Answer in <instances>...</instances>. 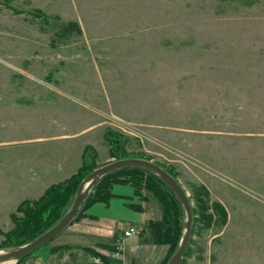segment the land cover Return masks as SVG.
I'll list each match as a JSON object with an SVG mask.
<instances>
[{"label": "rangeland", "instance_id": "1", "mask_svg": "<svg viewBox=\"0 0 264 264\" xmlns=\"http://www.w3.org/2000/svg\"><path fill=\"white\" fill-rule=\"evenodd\" d=\"M69 22L82 33L61 36ZM108 130L174 168L193 207L188 182L226 209L185 264H264V0H0V249L87 145L97 167L117 160ZM65 254L45 264H78Z\"/></svg>", "mask_w": 264, "mask_h": 264}, {"label": "trees", "instance_id": "2", "mask_svg": "<svg viewBox=\"0 0 264 264\" xmlns=\"http://www.w3.org/2000/svg\"><path fill=\"white\" fill-rule=\"evenodd\" d=\"M77 31L82 33V28L78 22H69L61 29V36L69 37L71 33ZM105 139L110 148V158L122 159L128 157H143L128 154L127 137L108 130L105 133ZM97 154H92L91 147L87 145L83 151V163L70 177L52 184L45 193L38 199H25L20 207L22 216L13 215L16 229L11 233L16 234L15 239L10 245L1 247V249L13 248L24 245L33 241L53 226H55L61 218L71 208L75 196L78 192L82 181L96 168ZM149 159V158H147ZM150 160V159H149ZM164 167L169 173L178 178V173L174 168ZM117 184L131 185L135 188V193L140 199H146L145 191L148 190L160 202L162 206L163 216L160 220H152L148 224L150 237L155 244H166L170 246L168 257L161 264H168L172 255L179 248L184 230V209L171 188L155 173L138 167H130L109 173L102 177L93 187L84 205L80 209L74 221L85 215L86 210L94 203H105L109 205L114 197L113 187ZM192 193V198L196 201V207H193L194 224L192 238L186 252V256L182 264L186 263V258L192 252L194 243L193 236L196 234V228L203 223L204 228H210L212 225L224 226L227 223L228 216L224 206L211 199L209 189L202 183L188 182ZM168 193V195H166ZM131 207L141 211V205L131 204ZM199 214V217L197 216ZM73 221V222H74ZM67 245H57L51 248L53 254H64L68 251ZM95 257L101 258L107 262L109 255L114 252V247L107 244H101L99 247L87 248ZM33 254V253H31ZM19 259H13L15 264L24 263L31 255Z\"/></svg>", "mask_w": 264, "mask_h": 264}, {"label": "crops", "instance_id": "3", "mask_svg": "<svg viewBox=\"0 0 264 264\" xmlns=\"http://www.w3.org/2000/svg\"><path fill=\"white\" fill-rule=\"evenodd\" d=\"M62 167V165H58L54 171L57 174L63 172L64 167ZM123 186L125 187H121V185L113 187L115 194L109 205L100 202L94 203L86 210L85 215L74 221L67 228L68 230H65L68 233L67 237L63 243L58 245H67L69 249L66 252L73 254L77 258L78 264H161L168 257L170 246L155 244L147 228L150 221L162 218L163 212L160 202L149 194H145L146 199H140L135 193V188ZM131 204L141 205L142 210L139 211L131 207ZM134 224L140 227V234L123 240L124 230L129 225ZM94 238H101L103 242L90 243ZM120 240H123V247L119 255L115 256V245L122 242ZM101 244L111 245L115 248L114 252L109 255L107 262L95 257L87 249L88 247L97 248ZM52 247L49 248L50 250L45 256L39 252L35 253V256H42L35 260V264H45L50 262L53 256L58 255L51 252ZM59 256L64 257L66 254ZM193 261L194 258L190 257L189 264H196ZM26 262L28 261L26 260L24 263Z\"/></svg>", "mask_w": 264, "mask_h": 264}, {"label": "water", "instance_id": "4", "mask_svg": "<svg viewBox=\"0 0 264 264\" xmlns=\"http://www.w3.org/2000/svg\"><path fill=\"white\" fill-rule=\"evenodd\" d=\"M130 167H138L149 170L158 175L171 188L180 200L185 214L183 236L179 248L170 258L168 264H182L189 247L194 224L193 204L189 193L181 181L169 173L164 167L149 159L140 157H128L117 159L94 169L80 184L73 204L69 211L51 229L35 238L33 241L13 248L0 249V262L25 257L42 246L47 245L74 221L87 197L97 182L105 175Z\"/></svg>", "mask_w": 264, "mask_h": 264}, {"label": "built area", "instance_id": "5", "mask_svg": "<svg viewBox=\"0 0 264 264\" xmlns=\"http://www.w3.org/2000/svg\"><path fill=\"white\" fill-rule=\"evenodd\" d=\"M139 231L140 230H139V227L138 226H136V225H130V226H128L125 229V231L123 233V238H128V237L137 235V234H139ZM116 248H117L118 251L121 250L122 244L121 243H118L116 245ZM117 255H118V252L115 254V256H117Z\"/></svg>", "mask_w": 264, "mask_h": 264}]
</instances>
